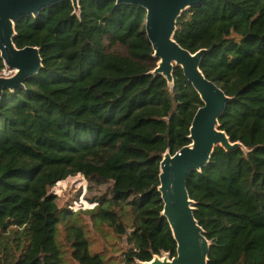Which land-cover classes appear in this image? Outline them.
<instances>
[{
    "label": "trees",
    "instance_id": "obj_1",
    "mask_svg": "<svg viewBox=\"0 0 264 264\" xmlns=\"http://www.w3.org/2000/svg\"><path fill=\"white\" fill-rule=\"evenodd\" d=\"M78 7L64 0L14 23L15 47L38 48L42 67L0 98V264L61 263L56 226L60 210L71 212L51 188L76 175L94 205L85 211L126 238L121 264L175 255L160 217L159 162L190 143L200 99L180 68L172 86L150 74L157 60L142 8ZM106 40L124 53L107 51ZM174 40L192 54L206 50L202 74L231 99L220 130L245 148H216L186 179L207 264H264V0H204L181 15ZM64 245L69 264H103L80 235Z\"/></svg>",
    "mask_w": 264,
    "mask_h": 264
},
{
    "label": "water",
    "instance_id": "obj_2",
    "mask_svg": "<svg viewBox=\"0 0 264 264\" xmlns=\"http://www.w3.org/2000/svg\"><path fill=\"white\" fill-rule=\"evenodd\" d=\"M64 0H0V58L10 76L0 75V98L3 90L23 87L24 80L41 69L39 49L26 46L16 48L14 23L23 16L38 12ZM70 1L75 12L78 0ZM116 5H135L145 12L144 31L157 60L151 75L162 76L173 85V69L180 68L183 77L197 93L201 106L196 110L189 127L190 143L174 154L165 151L159 162L157 192L165 219L175 243V255L161 253L149 262L137 264H207L210 244L203 229L194 218L195 204L189 198L186 179L190 172L205 167L216 148L231 151L245 148L231 143L220 130L219 118L231 100L213 82L207 80L199 66L206 50L190 53L174 40L176 25L181 15L204 0H113Z\"/></svg>",
    "mask_w": 264,
    "mask_h": 264
},
{
    "label": "rangeland",
    "instance_id": "obj_3",
    "mask_svg": "<svg viewBox=\"0 0 264 264\" xmlns=\"http://www.w3.org/2000/svg\"><path fill=\"white\" fill-rule=\"evenodd\" d=\"M106 50L124 53V49L112 40H106ZM85 192H87V182L78 175L57 182L51 188V193L58 197L60 206L70 205L68 208L71 212L63 214L60 210L59 222L56 226L55 243L62 257L60 264L70 263V250L64 245L65 238L73 239L79 235L88 243L89 253L100 256L103 264H121V254L128 247L126 238L119 239L105 221L93 216L96 211H85L94 206L85 202ZM95 193H100L104 197L108 194L104 189Z\"/></svg>",
    "mask_w": 264,
    "mask_h": 264
},
{
    "label": "built area",
    "instance_id": "obj_4",
    "mask_svg": "<svg viewBox=\"0 0 264 264\" xmlns=\"http://www.w3.org/2000/svg\"><path fill=\"white\" fill-rule=\"evenodd\" d=\"M12 73L10 72V71H7L6 69H4L2 72H1V74L0 75H2V76H10ZM78 176H80V175H78Z\"/></svg>",
    "mask_w": 264,
    "mask_h": 264
}]
</instances>
